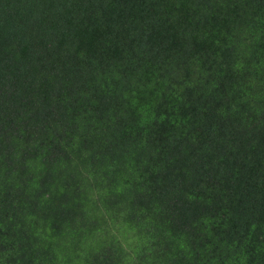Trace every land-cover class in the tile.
<instances>
[{
  "label": "trees",
  "instance_id": "obj_1",
  "mask_svg": "<svg viewBox=\"0 0 264 264\" xmlns=\"http://www.w3.org/2000/svg\"><path fill=\"white\" fill-rule=\"evenodd\" d=\"M0 264H264V0H0Z\"/></svg>",
  "mask_w": 264,
  "mask_h": 264
}]
</instances>
